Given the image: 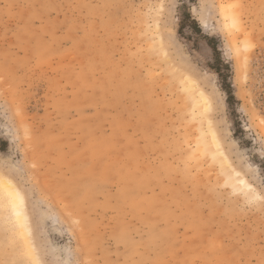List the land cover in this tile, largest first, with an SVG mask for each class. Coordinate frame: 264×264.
I'll use <instances>...</instances> for the list:
<instances>
[{"label": "rangeland", "instance_id": "374dc122", "mask_svg": "<svg viewBox=\"0 0 264 264\" xmlns=\"http://www.w3.org/2000/svg\"><path fill=\"white\" fill-rule=\"evenodd\" d=\"M234 3L246 36L219 13ZM184 75L232 166L201 153ZM261 120L264 0H0V174L44 264H264ZM19 261L0 235V264Z\"/></svg>", "mask_w": 264, "mask_h": 264}, {"label": "snow or ice", "instance_id": "6c2138e0", "mask_svg": "<svg viewBox=\"0 0 264 264\" xmlns=\"http://www.w3.org/2000/svg\"><path fill=\"white\" fill-rule=\"evenodd\" d=\"M171 7L175 8L176 5H171ZM228 7L233 10V27L239 31L242 27V20L239 18V13L235 10L242 6L239 3H234ZM219 99L221 102L223 101L222 94ZM261 124H264V120H261ZM249 151H254V149H246L245 152L240 153V155L246 156ZM260 152L264 153V141L260 143ZM95 196L96 191L88 187L82 191H78L75 199L78 203L90 205ZM256 199L260 201L261 205H264V194L256 197ZM65 218L68 220L69 225L73 223L72 214L70 212L67 213ZM75 223L78 224L79 222L75 221ZM0 235L18 246L20 255L19 264H44L40 256V250L32 236L31 227L27 221L24 194L16 189L10 181H8L6 189L5 178L2 174H0ZM113 239L117 241V247H120L121 244L129 246L135 243L126 233H121ZM103 243L107 246L111 245L110 240ZM261 246L264 247V239L261 240ZM61 264H63V262H61ZM72 264H77V262L73 261ZM79 264H85V262L80 261ZM121 264H123V262H121Z\"/></svg>", "mask_w": 264, "mask_h": 264}, {"label": "bare ground", "instance_id": "6f19581e", "mask_svg": "<svg viewBox=\"0 0 264 264\" xmlns=\"http://www.w3.org/2000/svg\"><path fill=\"white\" fill-rule=\"evenodd\" d=\"M229 10H230L229 8L227 9V7L222 6L219 8V13L222 16L225 28H227L228 30L230 29L229 31L232 32V31H236V28L233 27V11L232 10L229 11ZM239 31H240V34L242 32L246 36L247 31L245 28H243V25ZM240 34H238V35H240ZM157 37H158L157 40H158L159 47L162 48L163 47V41H162L160 36H157ZM183 78H185L188 81L187 82L188 85L193 89L194 101H195V107L194 108L196 109V114H197V116H201L200 120L203 118L202 119L203 124L205 122L206 128L202 129L200 127V129H202V131L200 130V132H201V134H200L201 135V138H200L201 139V153L202 154L208 153L212 157L220 156L221 158H223V161H224V163H226V165L232 166L231 161L229 160L228 155H227V153H226L225 149L223 148V145L220 141L219 135H218V133L214 127L213 121L209 117V115H211L210 112H214V103H213L212 99L204 92V90L200 87V85L198 84V82L195 79H193L189 75H184ZM185 85H186V83H185ZM194 117H195V115H194ZM200 124H202V123H200ZM232 170L234 171L235 169H232ZM234 172H236V175L238 176V179H237L238 184L239 183L242 184V187L244 186L243 188H245V187L249 188V191H250L251 185H248L249 183H248V181L246 182V180L243 178L244 176L242 177V176H240L241 174H239V173L237 174L236 170ZM4 178H5V188L7 189L8 181H10V180L7 179L5 176H4ZM10 182L16 189H18L17 186L12 181H10ZM235 182H237V181H235ZM25 210H26V206H25ZM26 216H27V221L29 222V216H28L27 210H26Z\"/></svg>", "mask_w": 264, "mask_h": 264}]
</instances>
